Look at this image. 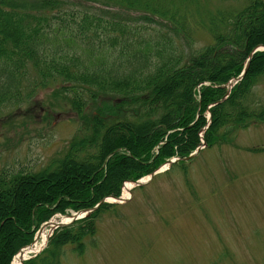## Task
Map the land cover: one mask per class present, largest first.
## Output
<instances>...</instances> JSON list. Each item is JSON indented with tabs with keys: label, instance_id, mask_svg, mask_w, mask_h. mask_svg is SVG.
<instances>
[{
	"label": "trees",
	"instance_id": "16d2710c",
	"mask_svg": "<svg viewBox=\"0 0 264 264\" xmlns=\"http://www.w3.org/2000/svg\"><path fill=\"white\" fill-rule=\"evenodd\" d=\"M76 2L0 0V106L32 99L59 82L82 115L103 95L116 107L105 118L93 116L83 135L45 168L0 170V264H11L55 214L93 208L107 196L118 197L124 182L153 173L173 156H189L201 143L206 111L208 145L230 142L235 130L264 120V96L252 101L264 78V50L253 55L226 96L227 83L242 73L250 52L264 46V0L218 14L220 24L209 27L212 41L188 55L179 47L163 50L170 39L157 28ZM121 2L150 9L141 0ZM30 67L37 71L33 80L26 75ZM96 212L56 228L39 262H51L65 246L83 253L96 231Z\"/></svg>",
	"mask_w": 264,
	"mask_h": 264
},
{
	"label": "rangeland",
	"instance_id": "374dc122",
	"mask_svg": "<svg viewBox=\"0 0 264 264\" xmlns=\"http://www.w3.org/2000/svg\"><path fill=\"white\" fill-rule=\"evenodd\" d=\"M71 1H77L74 6L80 8L93 7L89 10L109 18L157 28L170 39L163 50L179 47L185 55L212 41L209 27L220 24L218 14L250 2L141 0L148 3L141 4L148 10L131 9L123 0ZM133 1L127 0L130 5ZM159 37L152 38L153 43ZM26 75L30 80L36 78V68L30 67ZM53 83L40 88L32 99L0 106V170L45 168L66 152L74 136L83 135L93 116L105 118V113L111 115L116 110L109 95H103L91 100L82 115L71 93L63 91L59 82ZM27 92L24 86L23 94ZM263 96L264 78L254 89L252 101ZM205 117L208 122L199 133L201 143L189 156L171 157L159 166L161 170L168 164L166 170L146 184L133 186L130 196L122 198L129 180L124 182L120 199L113 195L105 198L106 203L115 205L101 208V203L92 211L100 208L96 231L86 241L83 253L65 246L51 262H39L58 228L48 225L43 231L47 236L44 246L23 264H264V120L235 130L230 142L208 145L204 133L211 112L206 111ZM176 158L179 160L168 163ZM74 212L57 213L48 221L69 218Z\"/></svg>",
	"mask_w": 264,
	"mask_h": 264
},
{
	"label": "water",
	"instance_id": "95a60500",
	"mask_svg": "<svg viewBox=\"0 0 264 264\" xmlns=\"http://www.w3.org/2000/svg\"><path fill=\"white\" fill-rule=\"evenodd\" d=\"M263 49H264V46H262V45H258V46H256V47L250 52V54H249V56H248V59L246 60V65H245V67H244L242 73H241L238 77L231 79V80L227 83V85H226V86H227V94H226V96H228V95L230 94L231 89H232V87L234 86V84L237 83L238 81H240L241 79H243V77L245 76V73H246V71H247V69H248V67H249V64H250V61H251V58L253 57V55H254L256 52L261 51V50H263ZM224 98H225V97H224ZM177 160H179V158H176V159L170 160L168 163H173V162H176ZM164 165L167 166L168 164L165 163ZM158 172H160V171L156 170V171L153 172V173L151 174V176L148 177L147 179L138 180V181H131V182L134 183L135 185H138V186H139V185L146 184V183H148V182L153 178V176H154L156 173H158ZM117 198H118V197H117ZM118 199H120V198H118ZM109 201H110V200H109ZM114 201L116 202V200H114ZM114 201H111V202H114ZM104 202H108V200L106 201L105 198L102 199V200L99 202V204H98L96 207L92 208V209H83V210L76 211V212L72 213V214L69 216L68 219L65 218V219H62V220L57 221V222H54V221H52V220L45 222L44 224L41 225L40 229H39L38 232L36 233V236H35V238H34V241H33L30 245H27V246L21 248L20 251H19L18 253H19V254H24V252H25L26 249H28V248L31 247L35 242H37V241L39 240V238L41 237L43 231L45 230V228H46L48 225H51V226H53V227H54V226H55V227H61V226H64V225L71 224V223H73L74 221L79 220V219L85 217L88 213H90V212H92L94 209L98 208V207L100 206V204H101V203H104ZM66 217H67V216H66ZM34 256H36V255H34Z\"/></svg>",
	"mask_w": 264,
	"mask_h": 264
},
{
	"label": "bare ground",
	"instance_id": "6f19581e",
	"mask_svg": "<svg viewBox=\"0 0 264 264\" xmlns=\"http://www.w3.org/2000/svg\"><path fill=\"white\" fill-rule=\"evenodd\" d=\"M134 183L132 182H127L124 190H123V196L122 198L130 196L131 189L133 188ZM113 199V198H110ZM123 200V199H122ZM66 216H63L62 218H65ZM68 219V218H66ZM47 239L46 233L43 232L41 235V238L35 242L31 247L25 250L24 254H17L13 260V264H23L24 260L33 252L39 251L45 244Z\"/></svg>",
	"mask_w": 264,
	"mask_h": 264
}]
</instances>
